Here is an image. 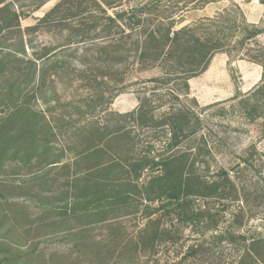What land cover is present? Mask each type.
<instances>
[{
	"label": "trees",
	"instance_id": "trees-1",
	"mask_svg": "<svg viewBox=\"0 0 264 264\" xmlns=\"http://www.w3.org/2000/svg\"><path fill=\"white\" fill-rule=\"evenodd\" d=\"M6 1L0 0V37L13 30L20 36L0 59L6 111L0 177L8 163L36 159L66 174L63 204L43 211L74 222L68 229L74 254L87 264H264V170L253 163L256 146L229 167L212 166L213 148L189 83L216 54L232 57L256 46L246 55L262 67L261 82L233 101L264 129V45L258 42L264 30L240 9L242 22H221L220 15L177 28L190 7L215 0L175 7L141 0L129 9L122 8L125 0H61L26 31H66L65 42L29 56L21 15ZM131 66L159 68L162 76L149 80L155 86L143 88L135 110L119 113L111 107ZM59 85L72 90L69 100L61 102ZM49 93L47 109L36 110L31 101ZM74 254L70 264H77Z\"/></svg>",
	"mask_w": 264,
	"mask_h": 264
},
{
	"label": "rangeland",
	"instance_id": "rangeland-1",
	"mask_svg": "<svg viewBox=\"0 0 264 264\" xmlns=\"http://www.w3.org/2000/svg\"><path fill=\"white\" fill-rule=\"evenodd\" d=\"M40 1L7 0L5 2H13L14 9L21 15L25 48L29 56L43 46L63 44L68 35L66 31L60 33L50 29L26 31L27 28L37 25L39 20L61 0H48L41 7H36ZM184 1L192 0H164V3L182 6ZM251 1L215 0L201 9L193 10V7H190L189 11L183 13L185 22L177 28L220 15L223 16L221 22H226V18L242 22L238 9L246 16V7ZM139 2L141 0H125L122 8L129 9ZM261 10L257 16L260 18L263 16L257 25L264 30V11ZM11 32L14 33L6 32L4 37H0V59L6 52L4 46H8L14 38L17 40L20 36L16 30ZM29 40L31 43L28 42ZM236 40L238 37L234 38V41ZM258 42L264 45V34L258 38ZM255 47L246 46L241 53H234L232 57L222 52L216 54L208 70L189 82L190 98H196L199 103L196 110L202 114L203 130L208 136L209 145L213 148L214 160L211 163L214 167H229L234 162H238V158L246 154L250 146L255 145L253 163L257 165V169L264 170V129L261 122L250 123L238 108L234 107L236 101H233L236 95L247 94L261 82L262 67L246 55L249 48L255 49ZM236 55L242 57L238 58ZM70 61L82 66L81 58L72 57ZM161 76L162 72L159 68L141 72L137 66H131L126 75L127 87L114 99L112 110L119 113L135 110L139 106L138 97L143 88L146 86L149 89L155 86L149 80ZM58 92L62 95L61 102L69 100L72 94V90H66L64 85L58 86ZM51 96L52 93L47 97L40 96L35 101H31V104L36 110L45 111L48 106L47 100ZM4 116L6 111L0 106V119ZM63 140L64 137L59 139V146L64 144ZM70 158L71 155H67L63 162H69ZM66 177L61 170L45 165L44 160L39 163L36 159L30 165H22L19 162L8 163L4 175L0 177L2 185L0 186V264L12 258H17L15 264H70L71 255L75 252L72 251L73 244L68 237V229L74 222L67 221L64 217H56V219L60 218L56 220L53 218L54 213L43 211L44 207L63 204L58 199L66 190ZM26 187H30L31 191ZM39 194L55 198L45 200L46 197L37 196ZM55 221L61 227L53 225L52 222ZM34 223L36 225H33ZM254 224H260V220L255 221ZM99 234L100 232L96 233ZM78 255L73 256L77 264L88 263L85 257Z\"/></svg>",
	"mask_w": 264,
	"mask_h": 264
},
{
	"label": "crops",
	"instance_id": "crops-1",
	"mask_svg": "<svg viewBox=\"0 0 264 264\" xmlns=\"http://www.w3.org/2000/svg\"><path fill=\"white\" fill-rule=\"evenodd\" d=\"M247 13L246 18L247 20L252 24H258V22L262 19L259 16H257V13H261V9L264 11V4H262L259 0H252L250 5L246 7ZM258 11V12H256Z\"/></svg>",
	"mask_w": 264,
	"mask_h": 264
}]
</instances>
